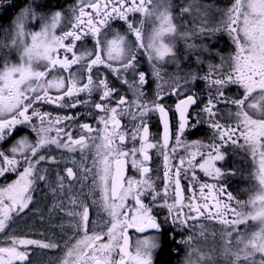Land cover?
<instances>
[{
    "label": "snow or ice",
    "instance_id": "snow-or-ice-1",
    "mask_svg": "<svg viewBox=\"0 0 264 264\" xmlns=\"http://www.w3.org/2000/svg\"><path fill=\"white\" fill-rule=\"evenodd\" d=\"M164 3L165 0H79L70 17L57 12L50 18L38 14L33 5L24 0L13 5L20 8L10 29L13 35L9 39L6 33L0 48L18 51L22 48L23 52L19 62H10L7 58L0 61V180L4 181L0 184V234L7 233L15 218L29 209L32 193L42 181L53 197L50 212L65 209V215L70 218L69 228L75 229V236H79L71 246L65 242L67 251L59 264H150L156 240L144 234L149 229H158L156 208L166 209L165 220L189 232L187 238L180 241L187 249L182 264H206L207 254L195 246L196 241L207 238V226L202 221L228 223L225 213L229 207L221 199L226 190L214 183H201L196 169L218 180L222 173L215 162L224 158L222 145L251 139L244 134L242 124L246 121L241 110L251 99L245 95L248 91L245 81L248 77L255 79L253 74L264 69V0H234L230 8L223 10V19L210 29L227 32L236 51L228 58L227 66L224 59L219 67L211 66L204 76L210 98L200 112L207 117L203 122L214 130V142L209 144L185 141L183 133L189 127V109L197 102L196 97L182 94L178 81L174 77L165 78L158 63L171 56V39L177 34ZM162 7L164 10H160ZM194 8L197 10L194 20L201 21L194 31L202 32L207 27L206 11L199 7L197 0H189L181 11L192 13ZM133 13L155 20V27L147 37L142 34V27L128 24L137 47L143 48L153 61L152 75L157 86L152 99H146L147 74L136 71V51L126 36L105 35L111 20L127 22ZM65 20L66 25L62 24ZM138 23L142 25L143 21ZM29 24H39V30H31ZM58 27L61 28L59 35L56 34ZM89 37L93 41L91 49L80 43ZM253 59L258 60L256 65ZM101 68L117 75L127 85L128 94H117L106 75L99 71ZM130 71L135 76L133 80L125 78ZM227 84L243 88L242 96L226 97ZM97 93L99 99L93 100ZM167 95L178 97L174 108L178 117L174 134L168 116L172 109L162 102ZM81 96L84 99H80ZM220 103L232 106L228 115L235 114L234 126L218 122L216 107ZM42 105L61 109L83 107L89 111L79 115L95 117L102 127L93 129L88 123L77 125L78 115L53 116L43 111ZM257 107L264 113V95ZM153 114L158 115L163 129L159 139L151 138L147 125V117ZM124 118H128V124H122ZM74 128L80 132L78 138L70 130ZM94 131L96 136L91 135ZM172 135L175 144L170 143ZM89 139L96 149L94 187L100 192V200H93L91 205L73 192V181L79 179L83 183L87 169L76 177L74 168L66 167V175L57 171L53 183L48 169L40 168L43 161L58 163L55 157L40 154L42 150L54 145L69 153L77 149L83 153L89 147ZM97 139L99 143H95ZM10 140L9 147H2ZM260 141L264 155V136ZM129 142L130 148L127 147ZM179 149H183L185 155L180 156L178 164H173ZM150 150L163 158L164 171L159 186L148 166ZM129 167L134 175H126ZM9 174H16V179L8 182ZM182 181H187V187ZM65 196L70 207L59 202V198ZM231 199L228 193L227 200ZM97 204L107 215L99 231L97 222L90 217V209ZM129 229L141 235L133 241ZM0 245H4L0 246V264H30L29 245L40 249L59 247L51 239L43 242L12 234L0 239Z\"/></svg>",
    "mask_w": 264,
    "mask_h": 264
},
{
    "label": "flooded vegetation",
    "instance_id": "flooded-vegetation-1",
    "mask_svg": "<svg viewBox=\"0 0 264 264\" xmlns=\"http://www.w3.org/2000/svg\"><path fill=\"white\" fill-rule=\"evenodd\" d=\"M51 7L48 10H42L41 15L51 17L54 13H62L64 17L71 16V10L78 5L79 0H50ZM224 1V0H223ZM21 2V1H20ZM18 0H0V41L5 39V34L11 39L13 33L10 29L13 26L14 20L18 15L20 8L13 7L14 4H19ZM201 9L206 11L204 17L207 27L204 31H194L199 28L201 23L199 18L194 20L197 16V10L194 8L193 12H182L189 0H165L164 6L167 8L174 24L177 27V34L171 39L172 54L165 60L159 61V66L167 77H174L179 84L182 94L195 95L197 102L189 109V127H187L183 133L186 142L200 141L204 144L214 142V130L209 124L203 122V119L207 117L200 112L201 108L208 102L210 98L209 87L204 79L205 74L209 71L213 63L218 65L226 61L228 58L235 55V45L230 39L227 32L222 30L211 31L210 29L218 24L223 19V12L219 15L212 16V7L216 5V0H197ZM225 2L222 4L224 5ZM234 0L226 2L227 9L231 7ZM23 6V5H21ZM160 10H164L162 7ZM40 14V13H39ZM143 21L142 25L138 22ZM62 24L66 25L67 21H63ZM128 24L142 27V34L147 37L155 27L154 17H144L139 13L130 14L127 18V22L124 20L113 19L109 22V27L105 30V35L111 37L113 35L122 34L126 36L127 42L136 51V71L147 74V83L144 86L146 93V99L154 98L156 91L157 80L152 75L153 61L148 57L146 51L143 48L137 47V42L128 29ZM38 26V25H37ZM33 24H29V27L33 31H38ZM258 30V29H257ZM61 28L58 27L56 34L59 35ZM184 33H188L187 36ZM217 33H223L222 36H218ZM171 35V34H170ZM83 46L91 49L93 46L92 39L86 38L80 42ZM23 49L9 50V48H0V61L3 58H7L10 62H19V58L22 55ZM61 58L63 54L61 53ZM256 60V59H253ZM258 61V60H256ZM253 65H256L252 61ZM106 75L110 86L117 91L119 95L128 94V87L122 83L121 79L117 75L109 71L107 68L99 69ZM256 78L248 77L245 81L248 91L246 96H250L245 104V108L241 110L244 113L246 123L242 124L244 134L251 139L238 140V144L225 143L222 145L221 152L223 159L216 161V167L221 169V177L218 180H214L211 176H205L198 168L196 173L201 183L216 184L217 187H223L226 191L221 199H224L228 203L229 211L225 213V217L230 221L236 212L237 200H241L246 195L253 193L254 191H260L263 186L264 179L262 176L261 168L264 167V155L261 154L260 149V137L264 136V113L257 107L259 99L264 92V69H259L253 74ZM125 78L129 80L135 79L133 72L125 74ZM224 95L226 97L238 98L242 96L244 89L236 84H227L224 87ZM84 99V96L79 97ZM180 98H183L181 96ZM99 99V93L93 96V100ZM163 104L168 106L172 111L168 116L171 122V133H175L177 127L178 117L175 113V104L178 102V97L175 95H167L163 97ZM42 110L51 112L53 116L56 115H78L77 125L80 123H88L93 129L102 127L98 125V121L93 116L79 115L89 111L83 107H77L76 109H61L54 105H42ZM232 106L226 103H220L217 105L218 110V122L224 125H235V114L233 116L228 115V110ZM234 111V108L232 109ZM199 114V115H198ZM128 118L122 120V124H128ZM147 125L149 128L150 136L153 139H159L162 136V125L158 115H149L147 117ZM74 132L76 138L79 137L80 132L77 129H70ZM92 136H96L94 131ZM239 135V133H237ZM235 139V137H233ZM34 139V136H33ZM97 139L95 143H99ZM218 142V141H217ZM12 143L10 140L2 147L7 148ZM171 144H175V137L172 135L170 140ZM89 147L81 152L77 149L74 153H69L65 149H57L54 145L50 146V149L42 150L40 154L55 157L58 161L57 164H49L47 161L41 162L40 168L48 169V176L51 182L56 181V174L59 171L61 174H65L66 167H73L76 177H80L84 169H87V179L80 182L79 179L73 181V192L80 195L82 199H86L89 205L93 200H100V192L98 188L94 187V180L97 179V168L94 162L96 161V149L93 141L88 140ZM127 147H132L129 142ZM185 155L183 149H179L176 153L173 164H178L180 156ZM150 161L148 166L151 169V177L157 181L158 186L161 184L163 177V158L155 150H150ZM75 161V164L72 161ZM200 158L197 157V161ZM22 170V169H21ZM43 174V173H41ZM126 175H134V170L130 167L126 171ZM191 176L192 173L189 172ZM160 178L159 180L157 178ZM16 179V174H9L8 182ZM4 183L0 180V184ZM187 187V181H182ZM67 184V181H66ZM230 193L232 199L227 200V194ZM33 201L29 206V209L25 210V213L15 218L7 230V233L0 234L2 239L7 234L15 236H21L28 239L41 240L48 242L50 239L58 243L59 247L56 249H40L37 246H27L30 264H40L41 258L45 257L46 264H59V261L67 251L65 242H69V246L75 244L76 239L79 236H75V229L69 228L70 218L65 215V209L56 208L50 212L53 204V197L50 189L44 182H38L37 189L32 193ZM198 195V186H197ZM59 202L65 203L66 207H70L67 204V197L59 198ZM42 214V215H41ZM154 215L158 220V229H149L145 236H154L156 240V247L151 249L150 264H159L158 258L161 254L164 240L167 241L170 246V252L173 256L172 264H180L181 253L183 244L180 243L181 239H185L189 232L188 230L182 231L174 227L171 222H167L165 217L167 216V210L162 208H156ZM90 217L93 221L97 222L96 230H100V225L107 219V215L100 204L93 206L90 209ZM206 226H212L215 221H202ZM63 224L64 228L61 229ZM92 225H89V234H91ZM132 240L141 234L135 232L134 229H129ZM82 235V233H81ZM75 236V238H73ZM4 246V245H0ZM40 257V258H39Z\"/></svg>",
    "mask_w": 264,
    "mask_h": 264
},
{
    "label": "rangeland",
    "instance_id": "rangeland-1",
    "mask_svg": "<svg viewBox=\"0 0 264 264\" xmlns=\"http://www.w3.org/2000/svg\"><path fill=\"white\" fill-rule=\"evenodd\" d=\"M228 1L217 0L212 7V16L226 10ZM24 3H31L38 14H42L47 6L48 10L51 7L50 0H25ZM33 25H38L36 28L39 30V24ZM217 35L223 37V33ZM215 64L212 66L218 67ZM261 172L264 179V167ZM237 202L240 203H237L234 217L228 223L216 222L207 226V238L195 242V246L207 254L206 264H264V183L260 191H254ZM186 251L183 245L180 264ZM46 260L42 257L40 264H46Z\"/></svg>",
    "mask_w": 264,
    "mask_h": 264
},
{
    "label": "trees",
    "instance_id": "trees-1",
    "mask_svg": "<svg viewBox=\"0 0 264 264\" xmlns=\"http://www.w3.org/2000/svg\"><path fill=\"white\" fill-rule=\"evenodd\" d=\"M20 1L21 0H18V2H20ZM219 1H222V0H219ZM172 262H173V256L170 252V246L168 245L167 241L164 240L162 251H161V254L158 258V263L159 264H172Z\"/></svg>",
    "mask_w": 264,
    "mask_h": 264
}]
</instances>
